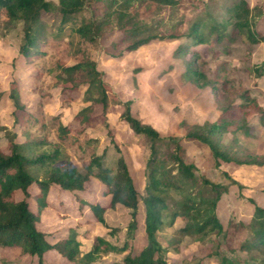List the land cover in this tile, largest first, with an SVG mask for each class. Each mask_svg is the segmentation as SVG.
<instances>
[{
    "label": "rangeland",
    "instance_id": "obj_1",
    "mask_svg": "<svg viewBox=\"0 0 264 264\" xmlns=\"http://www.w3.org/2000/svg\"><path fill=\"white\" fill-rule=\"evenodd\" d=\"M52 1L56 9L44 13L39 25L34 27L42 26L45 30V53L27 61L20 53L25 43L24 26L9 22L0 11V151L9 153L11 136L17 135L14 141L27 155L36 157L59 148L61 156L56 165L74 167L82 173L86 171L85 163L93 156L104 157L105 166L110 168H115L118 159L123 157L140 194V229L132 252L139 251L147 243L144 198L147 196L152 144L145 136L136 135L123 120L124 105L131 102L133 116L161 135L162 140L157 143L160 155L165 154L167 168L173 175L177 170L169 160V154L177 141L183 146L181 156L185 163L196 167L192 171L194 178L185 182L183 188L163 193L167 208L163 212L164 224L159 238L165 249L166 264H222L223 258L237 260L231 249L248 238L247 228L240 226V222L249 223L255 208L264 207V167L234 163L218 166L207 146L188 141L185 136L196 125L213 124L224 117L227 128L220 138L223 149L232 157L243 160L248 156L264 157V117L262 119L257 113L246 115L236 109L246 91L256 109L264 113V42L251 43L247 35L236 28L234 16L235 7L246 2L251 12L252 31L264 35V0H180V6L174 9H156L139 3L135 8L139 12V21L148 26L161 23L158 31L162 34L178 31L185 35L199 18L211 17L226 27L228 36L215 38L210 35L211 42L207 45L194 46L189 42L188 52L179 57L177 52L186 45L185 38L156 40L128 52L125 50L126 35L117 27L115 14L105 10L103 5L90 3L71 19L70 24H63L59 0ZM105 13L110 15L105 18L108 26L95 42L87 41L75 32L84 24L99 22ZM193 56L196 58L193 67L205 76L209 86L192 82L186 76L185 62ZM83 61L97 64L109 97L106 117L103 119L102 107L93 106L96 109L94 115L100 116L89 127L76 121V116L91 105L85 94V79L79 75L70 78L63 71V67ZM223 76L227 80H222ZM16 86L21 104L30 111V120L27 117L19 122L15 119L16 108L10 93ZM58 123L73 129L71 137L64 142L57 138ZM33 141L43 142L30 144ZM51 168H32L31 172L37 178L45 179ZM205 180L219 186L221 198L215 214L224 233L185 234L182 230L191 216L184 212L187 198L190 196L200 203L202 199L217 197V192ZM104 191L101 182L91 179L86 184L83 199L105 207L110 197L104 196ZM60 194L66 204L64 208L59 205ZM49 201L53 208L44 213L39 227L49 233L48 240L53 244L75 231L81 243V256L70 262L49 252L45 255V264L121 263L129 254H101L93 263H87L83 258L91 251L96 237H102L116 247L124 245L131 222L129 209L118 205L108 210L104 215L107 223L104 226L96 222L88 206L83 211L78 209L72 194L53 189ZM191 213L202 217V214ZM238 256L251 262L256 258L264 259V253L260 251H239ZM0 264H38V261L23 254L20 248L0 246Z\"/></svg>",
    "mask_w": 264,
    "mask_h": 264
},
{
    "label": "trees",
    "instance_id": "obj_2",
    "mask_svg": "<svg viewBox=\"0 0 264 264\" xmlns=\"http://www.w3.org/2000/svg\"><path fill=\"white\" fill-rule=\"evenodd\" d=\"M92 3L103 5L105 10H110L115 15L117 27L126 35L125 50L133 52L139 48L150 44L156 40L175 41L186 39V45L179 49L177 57L188 52V43L200 46L207 45L211 41L209 36L215 38L228 36L226 27L217 23L211 17L199 18L193 23L189 31L184 35L178 31H170L169 33H159L158 28L161 23L152 26L139 21V12L136 6L139 3L143 5L157 8L174 9L180 6V0H59V12L63 16V24H70L71 19L78 13L85 10ZM56 9V4L52 0H0V11L5 18L12 23H20L24 26V45L20 48V53L27 61L33 57H40L45 53L44 43L45 30L41 26L38 29L34 27L39 25L41 16L44 13H52ZM249 6L246 2H242L234 9V16L237 20L236 28L243 31L247 35V39L255 44L260 41L264 42V35L252 31L249 16ZM110 17L108 13L99 22L93 21L77 28L75 32L90 42H95L97 37L108 26L105 18ZM177 30V27H175ZM214 38V39H215ZM195 56L190 61H186V76L196 83H203L207 86L210 84L206 81L203 74L196 70L192 63ZM61 68V67H60ZM63 71L70 78L74 76H82L86 85L87 101L91 105L83 109L77 116L76 121L87 127L99 120V114H95L93 106L102 107L103 119L106 117L109 105L108 92L103 80V74L97 68V64L93 61H83L73 66L63 67ZM59 78L63 79V76ZM68 78H66L67 80ZM65 80V79H64ZM222 80H227L226 76ZM245 91L240 97L236 109L240 112L253 116L260 114L262 119L264 113L261 109H256L255 102L248 97ZM10 98L15 105V119L19 120L23 117L31 119L30 111L21 104V99L17 86L10 93ZM131 102H127L125 113L122 115L123 120L130 126L134 133L138 136H145L152 144L151 155L148 163V183L146 186L147 196L144 198L146 204V216L144 220V229L147 238L146 245L139 251H134L137 233L140 229V212L139 199L140 194L135 185L134 179L129 170L126 160L121 157L118 159L115 168L105 166L104 157L93 156L85 163L86 171L79 172L74 167H60L57 162L61 156L59 148L54 149L51 153H43L38 156H29L14 140L17 135L11 136V149L9 153L4 154L0 151V246L2 248H20L22 253L36 258L38 264H45V255L53 253L62 258H66L70 262H75L81 256V243L78 241L76 232L73 231L69 237L60 240L57 243H51L49 233L42 230L39 225L42 222L44 213L53 208L49 198L53 189L61 192L72 194L75 196V205L81 211L86 206L89 207L96 222L106 226L105 213L108 210L115 209L118 205L123 206L131 211V222L127 229V241L122 247L113 246L110 242L102 237H96L93 241L92 249L83 258L87 263H93L101 254H111L114 252L129 254L125 256L121 263L112 264H166L163 253L164 246L160 242L159 231L164 224L163 212L166 210V204L163 193L170 189H181L185 182L194 178L192 172L196 167L187 165L181 156L183 146L177 141L175 148L169 154V160L176 165L177 173L173 175L172 170L167 168L165 154L160 155L158 141L162 140L159 132L150 125L143 124L141 120L134 117L131 111ZM89 113V115H88ZM253 113V114H252ZM220 119L213 124L196 125L188 131L185 139L188 141H196L207 146L217 162V165L225 163H234L237 165L264 167V157L248 156L246 159L232 157L227 153L221 143L220 138L227 128V122ZM58 140L64 142L71 137L73 129L62 123L57 124ZM43 141H33L30 144L38 145ZM29 145V144H28ZM52 167L47 178L40 179L32 174V168ZM96 179L101 182L104 187V196L110 197V202L103 207L100 204H92L83 199L86 190V184ZM210 185L217 197L213 200L202 199L198 203L189 196L185 202V214L190 216L188 225L182 230L185 234H208L209 232L224 233V227L215 214L217 202L221 198L219 186ZM219 190V191H218ZM22 195L20 198L19 196ZM60 208L66 207V204L58 197ZM184 206V204H182ZM67 209V208H66ZM195 212L202 214V217L192 215ZM183 216V215H182ZM176 214H174V217ZM240 226L247 228L248 238L231 249L232 253L238 259L223 258L222 264H264V259L256 258L253 262L250 260L243 261L238 256L239 251L253 253L260 251L264 253V207L257 206L255 213L249 223L240 222Z\"/></svg>",
    "mask_w": 264,
    "mask_h": 264
},
{
    "label": "crops",
    "instance_id": "obj_3",
    "mask_svg": "<svg viewBox=\"0 0 264 264\" xmlns=\"http://www.w3.org/2000/svg\"><path fill=\"white\" fill-rule=\"evenodd\" d=\"M92 245H93V243H92Z\"/></svg>",
    "mask_w": 264,
    "mask_h": 264
}]
</instances>
